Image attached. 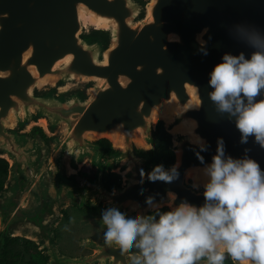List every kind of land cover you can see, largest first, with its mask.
<instances>
[{"label": "water", "instance_id": "95a60500", "mask_svg": "<svg viewBox=\"0 0 264 264\" xmlns=\"http://www.w3.org/2000/svg\"><path fill=\"white\" fill-rule=\"evenodd\" d=\"M257 35L264 39V0H0V158L9 163L0 257L8 237L24 236L41 244L46 264H103L104 244L90 238L92 255L59 252L51 225L66 203L108 200L141 217L166 202L203 206L221 144L224 158L264 170V147L253 136L242 142L236 116L218 110L209 85L225 54L257 50ZM157 119L175 162L147 169L152 157L139 149L159 146ZM99 138L115 149L106 168L124 173L114 191L103 184ZM87 161L101 167L94 186L68 174ZM157 167L175 168V178L149 179Z\"/></svg>", "mask_w": 264, "mask_h": 264}, {"label": "clouds", "instance_id": "9594fccd", "mask_svg": "<svg viewBox=\"0 0 264 264\" xmlns=\"http://www.w3.org/2000/svg\"><path fill=\"white\" fill-rule=\"evenodd\" d=\"M250 42L257 48L250 57L225 54L213 67L210 98L236 116L242 142L253 136L264 147V99L256 100L264 91V39ZM206 172L203 206L181 203L158 219L110 208L102 217L105 242L139 248L134 264H224L226 254L234 264H264V170L251 158H224L221 144ZM175 176V168L157 167L149 179Z\"/></svg>", "mask_w": 264, "mask_h": 264}, {"label": "flooded vegetation", "instance_id": "af4514ba", "mask_svg": "<svg viewBox=\"0 0 264 264\" xmlns=\"http://www.w3.org/2000/svg\"><path fill=\"white\" fill-rule=\"evenodd\" d=\"M110 144H111V147H112V151L110 153H106V149H105V151L103 153V157H102L101 163H102V166L104 167V172H111V173L117 174L119 176V177H117L115 175L114 176H111L109 178L110 179V182L109 183H107V182L104 183V181H103V184H104V186H105V188L107 190L114 191L118 186H123V184H124V176H122V174H119L117 172H114V171L106 168L107 162L110 159L112 152L115 151V149L113 148L111 142H110ZM151 150H153V149H151ZM149 151L150 150L139 149V152L141 154H144V155L146 154V155L151 156L149 154ZM155 162H159V161H155L153 159V157H152V161L146 165V168L147 169L150 168L153 165V163H155ZM90 163H92V162H90ZM159 163H162V162H159ZM92 164L95 165L94 163H92ZM163 164L166 165V166H169V164H165V163H163ZM95 167H98L99 168V171H100V168H101L100 165H95ZM81 173H82V171H81ZM82 176H86V175L82 174ZM71 177L74 178V176H71ZM87 179H88V177H87ZM95 182L91 183L89 181V184H87V186H94L95 185ZM90 203H91V200H88L87 203L84 206H82V207H80L78 204L69 203V205L67 207L63 208V210H62L63 212H62L61 218H59L54 223V228H53L54 235H53V238H52L54 242L57 243L58 242V239H59L58 238L59 235H58L57 228H56L57 225H59L60 223H62V224L71 223V220L73 218H76L77 217V212H75L74 210H71V209H76L78 212H81L82 210H85V211H94V210H97V209H101V211L103 213L105 211H107L108 209H110V205H109L110 203L108 202V200L102 201V203H100L96 207L90 206ZM157 206H159V207H157ZM170 210H171V208H170L168 202H166L164 204H160V205H153V206H151L147 210L146 215L144 217L153 216V217H155V218L158 219L159 218V214H161L163 212L170 211ZM120 211L123 212V213H125V214H128V215H138V216H141L140 215V212H136L134 209H131L130 213H128V207L127 208H122ZM84 214H88L89 215L87 217H90L91 218V222H93V221L95 222L96 219H97V221H96L97 222V226H100L102 228L101 234H95L93 232H88V233L83 234L80 237H78L77 244L79 245L80 248H82V251H80V252H78L76 254H72V253H69V252H63L62 250H61V252L62 253H65V254H68L70 256H73V257L92 255V254L95 253L94 249L91 250V249L82 247L84 245L83 244V239H89L90 238L92 240H95L97 242H102L104 244L105 251H104V258H103L104 259V263L103 264H134V257H136V256L139 255L140 249L137 248V247H129L128 252L122 254V257H121L120 252H119L120 249H119L118 246H116L114 243L113 244H108V243L105 242L104 234H105V232H106L107 229H106V226L103 224V219H102L103 216L101 218L100 217L93 218L92 217V216H94L93 214H90L88 212H85ZM63 240H66V238H64ZM26 242L30 246V248H36V249H38V244L35 243V242H33L32 240L27 239ZM58 244L59 243H57V245ZM84 246H86V245H84ZM8 251H9V255H10L11 254V250L8 249ZM85 251H87V252H85ZM44 257H45V263H46L48 261V256H45L44 255Z\"/></svg>", "mask_w": 264, "mask_h": 264}, {"label": "rangeland", "instance_id": "374dc122", "mask_svg": "<svg viewBox=\"0 0 264 264\" xmlns=\"http://www.w3.org/2000/svg\"><path fill=\"white\" fill-rule=\"evenodd\" d=\"M157 122H160V119H157ZM100 139V138H99ZM95 141H98V139H96ZM141 148V147H140ZM91 161H87L86 163H84V165L81 166L80 170H78V172H71L69 171L68 174L70 176H74V179L78 182V184L80 186L83 185H87L89 184V181L87 179V176H82L81 171H83V168L90 163ZM122 176H124L122 174ZM8 178V174L3 175L1 177V179L4 181V183L6 182ZM189 183L193 184L192 179H189ZM69 205V203H66V205L63 207H67ZM159 207V206H157ZM62 208V210H63ZM126 208V207H125ZM61 210V214L55 219V221L52 223L51 225V229H52V235H54V223L61 218L62 215V211ZM74 210L75 212H77V217L73 218L71 220V223H66V224H62L60 223L59 225H57V232L59 235V239L58 242L59 243L57 245L56 242H54L56 244V247L59 249V252L61 254H65L62 253L61 250L63 252H69L72 254H76L80 251H82V248L79 247V245L77 244V239L78 237H80L83 234H86L88 232H93L95 234H101L102 232V228L100 226H97V219L94 222H91V218L87 217L89 216L88 214H84L85 212H88L90 214H93L94 216H92L93 218H98V217H102L103 216V212L101 211V209H97L94 211H85L82 210L81 212H78L76 209H71ZM131 209L128 208V213H130ZM72 212V211H71ZM15 239L10 242L9 244V249L11 250V256L9 255L10 259H13L17 262V264H46L45 263V256H48L47 253L40 249L41 244L39 245L38 243V249L36 248H30V246L27 244L26 240H32L30 238L24 237V236H14ZM53 238V236H52ZM64 238H66V240H63ZM84 240V239H83ZM33 242L36 243V241L32 240ZM95 241V240H94ZM68 242V243H67ZM86 245V246H84ZM84 245L82 247L88 248V249H94L91 246H88L87 244L84 243ZM94 251L96 252V250L94 249ZM87 252V251H85ZM68 255V254H66Z\"/></svg>", "mask_w": 264, "mask_h": 264}, {"label": "trees", "instance_id": "16d2710c", "mask_svg": "<svg viewBox=\"0 0 264 264\" xmlns=\"http://www.w3.org/2000/svg\"><path fill=\"white\" fill-rule=\"evenodd\" d=\"M158 140L160 142L159 146L153 150L149 151V154L153 157L155 161H159L165 164L172 165L175 162V153L171 149L172 145V135L166 130L164 123L160 121L157 125L156 131ZM97 143L101 144L105 149L106 153H110L112 151V147L110 142L107 139H101ZM9 163L4 158H0V191L4 187V181L1 179L3 175L8 174ZM99 173V168L95 167L92 163H88L82 171V174L88 177V180L93 183L97 180ZM117 176V174L111 172H104L103 181L104 183L110 182L111 176ZM15 239V237H8L5 243V249L3 256L0 257V264H17L15 260L9 259V244ZM10 250V249H9ZM224 264H234L231 258L226 254Z\"/></svg>", "mask_w": 264, "mask_h": 264}, {"label": "bare ground", "instance_id": "6f19581e", "mask_svg": "<svg viewBox=\"0 0 264 264\" xmlns=\"http://www.w3.org/2000/svg\"><path fill=\"white\" fill-rule=\"evenodd\" d=\"M166 121V120H165ZM166 124H169L170 122H168V121H166L165 122ZM40 124H42V126H43V122H41ZM118 141H117V139H114L113 140V144L116 146V147H120L119 145H118V143H117ZM141 144V143H140ZM124 174V173H123Z\"/></svg>", "mask_w": 264, "mask_h": 264}]
</instances>
